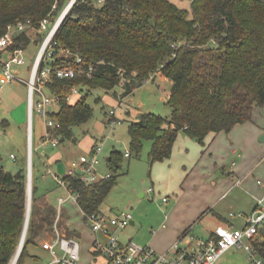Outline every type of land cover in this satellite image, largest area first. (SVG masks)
Masks as SVG:
<instances>
[{
	"label": "trees",
	"instance_id": "trees-1",
	"mask_svg": "<svg viewBox=\"0 0 264 264\" xmlns=\"http://www.w3.org/2000/svg\"><path fill=\"white\" fill-rule=\"evenodd\" d=\"M64 2L0 0V38L17 22L31 24L12 33V42L0 51V60H7L16 49L24 54L32 44L39 45L40 21H54ZM54 40L69 51L66 63L80 58L83 68L91 67L89 76L72 80L81 92L97 88L108 92L118 87L123 98L156 75L171 83L167 94L170 115L144 112L128 126L129 149L136 156L144 141L151 142L150 164L171 156L179 132L203 144L210 133L229 132L251 121L254 110L264 105V0H190L188 9L168 0H103L98 6L92 0H75ZM69 83L56 80L50 88L66 93ZM91 114L85 94L73 104L61 100L52 114L57 125L52 134L57 140L72 139L71 127L86 122ZM121 157L112 150L106 160L110 176L92 184H85L78 174L56 172L64 185L54 178L76 195L83 215L100 212L121 170ZM25 169L20 164L12 172L0 161V264L9 263L23 231ZM38 200L33 177L19 264L38 233L36 227L53 222V208L38 207ZM260 238L257 247L264 257V228Z\"/></svg>",
	"mask_w": 264,
	"mask_h": 264
},
{
	"label": "rangeland",
	"instance_id": "rangeland-1",
	"mask_svg": "<svg viewBox=\"0 0 264 264\" xmlns=\"http://www.w3.org/2000/svg\"><path fill=\"white\" fill-rule=\"evenodd\" d=\"M69 1L70 0H65L62 9L56 14L54 21L50 20L51 24L58 19ZM92 1L98 6L103 0ZM168 1L177 4L179 7L182 5L187 9L190 4L189 0ZM179 1H181L182 4ZM38 32L40 37L38 43L40 45L45 33L39 30ZM39 45L34 46L32 44L23 54L25 64L22 66V71L19 72L25 79L28 78V69L31 66ZM159 78L158 75L150 78L142 86L134 90L131 95H127L123 98L119 97L121 90L118 87H115L113 90L116 91V95L113 94V91L106 92L99 88L92 89L90 92H86L82 89L81 95H86V101L92 108L91 117L86 122L72 126V139L61 140L59 137V142L56 146H51L50 144L38 146V133L41 132L42 122L41 118L35 112L33 113V141L31 146L28 147L27 145L25 147L26 153L21 158L20 164L27 167L28 149L30 148L31 192L34 177L35 184L41 191L47 189V199L53 206H56L59 197L62 196L66 199L63 208L69 216L68 228H66V221L64 220L65 215H61L58 219L57 227L63 235L68 237L71 236L70 233H73L72 229L77 231V233L80 234V239L78 241L81 249L86 248L91 240L88 225L75 200L71 198L70 192L60 186L54 178L57 167L52 160H54L55 157H60L64 161L76 160L79 156L88 154V151L94 144L98 145L101 147V151L98 156L99 164L97 165V170L101 176L109 171L106 158L110 152L116 150L122 154L120 162L121 170L118 171L116 183L100 206V212L107 213V215H116L121 211H130L132 219L134 220V226L128 225L123 231H117V234L122 231V235L120 236L121 239L129 238L141 246H147L152 233L163 223L162 220L175 201L174 197L176 195L174 191L168 188L164 183V176L166 174L163 168L157 166L158 161L152 164L148 161L151 142L147 140L144 141L140 155L136 156L129 149V137L127 134L129 124L137 121L141 113L152 112L161 117H168L170 115V108L167 105V94L170 89V86H168L169 81H160ZM110 110H114V118L119 121V123H116L114 126L109 125L107 122ZM259 110L258 114L255 113L254 115L256 117H253L251 121L240 124V127L238 126L240 129H238L236 137L240 145L241 143L247 146L250 145L253 153H259L261 146L264 145V141L262 142L259 140L264 134V105ZM6 118H9L10 122H12L10 126L4 124L3 121ZM26 123L27 93L23 83L14 82L5 84L0 88V161L5 169L12 172L16 171L19 165L18 159L21 156L19 147L20 130L26 128ZM259 129L262 130L259 135H255L252 131H257ZM249 136L251 138H249ZM193 141L196 146L194 155L200 158V155L203 154L202 151H205L206 148L196 140ZM238 147L239 149L237 150H239V152L245 150L242 146ZM229 151L230 150H225L221 155L219 153L220 156L213 162L211 161L209 170H211L214 179L226 176V172L233 168L232 162H237L239 160L238 151V153L236 152L235 154ZM11 152L14 156L16 155L14 160L9 157ZM126 152H129L130 155L124 156ZM214 155H216V153H214ZM204 165H206V161ZM47 167L50 173H46ZM204 172L209 171L207 170ZM42 173L43 177H41ZM199 179L200 181L202 180V178ZM144 181L150 182L152 187L151 192H147V188L143 185ZM182 181L183 179L181 182ZM181 182L177 183L178 188L181 186ZM208 182H210V179ZM196 184H199V180L196 181ZM141 194H143V196H141ZM163 198L167 199V203H164ZM227 201L228 199L222 203V206L225 205ZM41 202L42 200L39 199L37 204H41ZM43 206L40 208H43ZM53 212L52 223H41L38 228L36 227L38 233L34 238H31V243L26 247L27 256L22 259L23 261L20 264H47L50 262L51 259L49 254L41 249L40 244L43 241L50 240L52 236L53 224L55 223L57 215L55 210ZM200 214L201 213L198 214L194 222H189V225L183 226L182 232L179 233V235L182 236L188 230L187 236L180 242L182 246L188 241L189 235H193L196 238H206L210 229H214L215 225L211 215L206 216V214H204L200 216ZM164 231L163 235L170 234L168 230ZM156 252L162 253L159 250H156ZM11 260L12 258L8 264H10ZM17 260L15 264H19ZM219 263L251 264L247 252L243 248H231L224 252L220 257Z\"/></svg>",
	"mask_w": 264,
	"mask_h": 264
},
{
	"label": "built area",
	"instance_id": "built-area-1",
	"mask_svg": "<svg viewBox=\"0 0 264 264\" xmlns=\"http://www.w3.org/2000/svg\"><path fill=\"white\" fill-rule=\"evenodd\" d=\"M69 8L62 12L58 19L51 24L48 18L40 21L38 30L44 32V37L38 46L30 68L28 78H23L16 67L23 66V50L16 49L7 60H0V88L9 83H23L27 88V138L30 146L33 123L32 117L35 112L42 120L43 133L41 144L56 146L58 140L52 134V130L57 127L52 114L58 110L59 102L64 100L68 104L73 103L74 97L81 95L78 85L72 80L91 74V67L83 68L81 59L76 58L73 64L66 63L69 51L61 47L55 40L54 35L68 12ZM30 23L17 22L10 28L9 33L0 38V51H3L12 42L13 32L22 30ZM56 80L69 81L68 91L59 93L51 90L50 85ZM58 84V83H57ZM65 85L60 87L64 88ZM107 122L114 126L119 123L114 118V110L109 111ZM101 147L93 145L88 154L79 156L76 160H71L64 171V175L78 174L85 184H92L101 179L108 178L110 173L99 175L97 165ZM129 156V152L124 154ZM12 160L14 155H10ZM50 173V170H48ZM54 177L64 185L62 179L54 173ZM259 185L264 188V181L258 180ZM152 187H147V192H151ZM75 200L76 195H71ZM166 201V198H163ZM63 198H59V204ZM230 217H243L245 224L238 228H228L222 225L217 226L213 233L206 238H196L188 236V241L182 246L181 240L188 234V230L180 236L163 253H157L149 246H141L132 240L121 242L117 231L123 230L132 222L130 211H121L116 215H106L101 212H93L84 215L85 222L91 231L97 234L91 244L92 258L83 261L81 258L79 241L74 237L63 235L57 227L58 217L53 224V233L50 240L41 242V248L48 252L50 262L47 264H220L222 254L231 248H243L251 264H264V257L257 247V242L261 241L260 230L264 228V191L252 212L244 216L242 212H230ZM191 229V228H190ZM189 229V230H190ZM101 234L103 238H99Z\"/></svg>",
	"mask_w": 264,
	"mask_h": 264
},
{
	"label": "crops",
	"instance_id": "crops-1",
	"mask_svg": "<svg viewBox=\"0 0 264 264\" xmlns=\"http://www.w3.org/2000/svg\"><path fill=\"white\" fill-rule=\"evenodd\" d=\"M16 71L21 72L22 66L16 67ZM159 80L164 81V79H162L161 77L159 78ZM23 85L27 93L26 85ZM168 86H171L170 82H168ZM77 100H79V97H74L73 103H75ZM259 109L254 110L253 117H256L254 115L255 113L258 114V112L260 111ZM3 122L6 126H10V124L12 123L10 122L9 118L4 119ZM239 125L240 124L233 126V128L229 132L221 131L219 133L208 134L204 139V143L202 144V146H204L206 150L204 149L205 151H202L203 154L200 155V158L194 155L196 152V146L193 141L194 139L188 137L183 132L178 133V136L173 145L171 156L162 161H158V164L156 163L159 168H163V170L165 171L166 175L164 176V183L168 188L174 191V194L176 195L174 197L175 201L168 209V213L162 220L163 223L160 224L157 227V230L152 233V236L148 240L147 246L151 247L152 249L159 250L162 253L167 251L168 248L180 237L179 233L182 232L181 230L183 229V226H186L187 224L189 225V222H194L199 213H201L200 216H203L204 214H206V216L211 215V218L213 219L215 225L214 229L219 225L228 228H238L244 226L245 219L243 217L235 216L232 218L229 216V213L242 212L244 216L248 215L254 210L257 201L262 196L264 188L259 185L258 180L264 181V145L261 146L259 153H253L250 145H243L244 143H241L240 145L238 138H236L237 131L238 129H240L238 128ZM43 131V123H41V132L38 133V146L42 145L40 138ZM252 131L255 135H259L262 132V130L260 129L257 131ZM20 132L21 136L19 137V147L21 150V156L18 159L19 165L21 158L26 153L25 147L27 145L29 147L27 139V128H25L24 130L21 129ZM249 138L251 137L249 136ZM32 141L33 138L31 137L30 146L32 144ZM238 146H242L245 150H241L239 152V150H237L239 149ZM225 150H230L229 152L234 154L238 151L239 153H237L239 160L237 162H232L233 168L226 172V176L214 179L211 174V170H209L211 161L213 162L215 159H217L218 156H220ZM214 153H216V155H214ZM10 155H13V153L11 152L9 154V157ZM52 161L57 167V173L60 174L64 173L71 160L64 161L60 157H55V159ZM205 161L206 165H204ZM207 170L209 172H204ZM41 177H43V173L41 174ZM199 178H202V180L200 181ZM182 179L183 181L181 182ZM209 179L210 182H208ZM197 180H199V184H196ZM178 182H181V186L179 188L177 186ZM143 185L146 188L151 187L149 181H144ZM37 194L39 196V199L42 200L41 204H38L39 207H42L44 204H46V206L53 208V210H55L57 214L56 218H60L61 215H65L64 220L66 221V228H68L67 226L69 216L63 208V204L65 203L66 199L62 196L59 197L63 198V202L59 204L58 198L56 206H53L47 199V189L41 191L40 188L37 187ZM141 196H143V194H141ZM226 199H228L227 203L222 206V203ZM164 203H167V199L166 201H164ZM104 214L107 215V213ZM132 222L133 223H131L130 225L134 226L133 219ZM214 229H210L207 237H209L213 233ZM164 230H168L170 234L163 235L165 232ZM72 231L73 233H70V237H75L77 240H79L80 234H78L77 231L73 229ZM88 231L91 240L86 248L81 249L80 247L81 258L83 261L91 260V244L94 238L97 237V234H94L91 231L89 225ZM122 231L118 233L121 242L132 240L129 238L121 239L120 236L122 235ZM101 236V234L100 236L98 234V237L103 238V236ZM43 251L48 253L45 250Z\"/></svg>",
	"mask_w": 264,
	"mask_h": 264
},
{
	"label": "water",
	"instance_id": "water-1",
	"mask_svg": "<svg viewBox=\"0 0 264 264\" xmlns=\"http://www.w3.org/2000/svg\"><path fill=\"white\" fill-rule=\"evenodd\" d=\"M75 0H70L68 2V4L65 6L63 12H65L66 9H70L71 5L74 3ZM260 141L264 140V134L259 138ZM30 153H31V149H28V160H27V167L26 169L22 172L26 175L27 178V206H26V214H25V222H24V227H23V231L21 234V238L19 241V245L17 247V250L15 252V255L19 256L21 248H22V243L27 231V227H28V222H29V215H30V207H31V184H30V177H31V159H30ZM63 174V173H60ZM133 223V222H131Z\"/></svg>",
	"mask_w": 264,
	"mask_h": 264
},
{
	"label": "bare ground",
	"instance_id": "bare-ground-1",
	"mask_svg": "<svg viewBox=\"0 0 264 264\" xmlns=\"http://www.w3.org/2000/svg\"><path fill=\"white\" fill-rule=\"evenodd\" d=\"M33 61V60H32ZM30 184H31V179H30ZM26 235V234H25ZM24 239H25V237H24ZM23 242H24V240H23ZM22 245H23V243H22ZM17 260V256L14 254V256L12 257V260H11V262H10V264H15V261Z\"/></svg>",
	"mask_w": 264,
	"mask_h": 264
}]
</instances>
